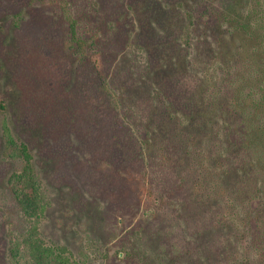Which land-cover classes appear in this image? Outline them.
Wrapping results in <instances>:
<instances>
[{"label": "rangeland", "instance_id": "obj_1", "mask_svg": "<svg viewBox=\"0 0 264 264\" xmlns=\"http://www.w3.org/2000/svg\"><path fill=\"white\" fill-rule=\"evenodd\" d=\"M163 1L169 8L154 13L157 22L149 24L148 11L153 15L158 0L145 14L136 11L140 0H43L39 11L52 19L36 27L44 53L69 41L74 24L80 38L94 39L87 54L103 50L106 73L97 75L80 46H67L66 53L79 57L76 77L62 85L72 94L51 102L40 89L38 112L16 85L28 17L21 7L0 11V264H28L24 247L18 257L13 248L32 225L8 188L10 175L22 166L7 153L10 143L27 147L43 192L41 264H185L187 255L191 264H264V197L257 186L264 176V146L246 142L262 121L246 101L261 94L246 84L256 72L250 47L258 44L233 45L229 72L219 66L213 35L207 41L199 24L191 27L182 0ZM195 4L198 23H213L232 9L239 16L255 10V22L264 24V0ZM207 43L212 49L199 62L195 51ZM186 57L193 71L183 69ZM49 84L51 91L58 88ZM155 90L166 96L152 95ZM197 110L201 119L194 115L185 123ZM42 118H48L46 126ZM131 164L152 199L122 188L117 170ZM229 171L234 176L226 183ZM169 193L161 219L152 220ZM206 224L218 225V234L210 247L200 246L202 256L194 240ZM229 239L234 248L219 251Z\"/></svg>", "mask_w": 264, "mask_h": 264}, {"label": "trees", "instance_id": "obj_2", "mask_svg": "<svg viewBox=\"0 0 264 264\" xmlns=\"http://www.w3.org/2000/svg\"><path fill=\"white\" fill-rule=\"evenodd\" d=\"M19 1V3H17ZM155 0H140V2H143L142 8H136V11L141 12L143 14L146 13L147 7L149 4H151ZM163 0H158V4L152 8L153 15L148 11V14L150 16L148 17L147 21L149 24L157 22L156 15H158V11L163 10L166 11L167 7L169 8L168 4H166ZM182 4H180V8L186 10V12L189 15V18H187L190 23L191 27H197L199 24V27H202V33L200 34V37L205 38L207 41L211 39V36L213 35V40L216 41V43L213 42L214 47L218 49V55H219V66L223 68H227V70L230 72L231 67L229 66V59L232 56L233 47L238 43H241L243 40L244 43H250V45H253L255 43L258 44V46L250 47L251 48V57L254 61V66L256 67L255 74L250 78L246 79V84L248 88L251 90L253 87L255 89L258 87L259 91L261 92L259 100H253L252 95L254 98V94L249 95V97L246 99L247 103L249 101L250 107L253 109H256L258 113H261L262 121L259 123V125L254 129V139L248 140L246 139L247 145L251 146L252 142L256 140L257 142L260 141L258 144L262 147L264 146V46H261L262 43H264V24L263 23H256L254 19L255 10H250L247 14L244 16H239L236 14L235 10L230 9L229 14L224 16H216L215 19H213V23L207 18L205 20H202V22L198 23L197 20V13H196V4L195 0H182ZM139 3V2H138ZM258 4V3H257ZM47 5V3H46ZM21 7L24 9L25 14L28 17V23L25 24V32H22L23 35V42H25L23 53L20 55L17 63V77H16V85L19 88V90L22 93V99L27 102H33L34 104H31L32 106H35L34 109L37 110L41 106V97L37 96L40 89H43V91L47 94L46 98H51L50 101L54 102V100L60 99L64 97L65 95H71L72 92L65 90L62 86L63 84H68L72 80V76L76 77L77 70L76 63L79 60V57H74L70 53L65 52V48L69 45L73 46H80L81 52H83L84 57L89 59V62H91L94 65L95 72L98 76H104L105 77V67H104V52L103 50H98L96 53L89 55L86 53V49L88 44L94 41V39L85 41L82 38H80L75 31L74 24L71 25V35L69 38V41L67 39H63L62 43H59L57 46L52 48L50 55H46L44 51L42 50L40 43H43L44 40L40 36V31L36 27H40L42 24L47 23L48 21L52 20L50 17L45 16L43 12L39 11L40 6H44L43 0H0V11L6 10L9 11V9L14 10L15 7ZM131 9L133 8L130 6ZM178 7V6H177ZM134 9V8H133ZM22 11V10H21ZM233 12V13H230ZM156 13V15H154ZM153 16V17H152ZM74 23V22H73ZM147 27H142L143 29ZM141 27L139 29H142ZM225 29H228L226 32H224ZM224 32V33H223ZM25 33L27 34L25 36ZM29 35V37H28ZM217 35V36H214ZM227 35V36H225ZM25 36V37H24ZM30 36H34V39H30ZM230 36V37H229ZM96 38V36H95ZM226 38H230L229 40ZM230 43V44H229ZM212 44L210 43V46H200L196 49V54L199 55L198 61L202 62L203 57H205V52L208 49H212ZM234 45V46H233ZM202 56V58H200ZM89 57V58H88ZM196 61V62H198ZM182 63L183 69H189L187 71H193L194 69L189 68L191 62L186 57ZM65 63L68 65L67 71L65 70ZM178 65L176 63H173V69L177 68ZM72 69V71H71ZM153 74V73H152ZM237 74V73H236ZM214 78V76H213ZM214 80V79H213ZM53 82V84L57 85V89L55 91H51V84L49 82ZM153 90V89H152ZM156 91V90H155ZM151 91L152 95H158L161 97H165L166 95L163 94V92L158 91ZM37 97H36V96ZM70 97V96H69ZM68 97V98H69ZM238 98V97H237ZM234 102V98H232ZM255 101V102H254ZM195 105H197V102L195 101ZM252 105V106H251ZM170 108L173 111L172 106ZM235 108L240 109V104L236 103ZM5 107L3 106V103L0 101V111H3ZM192 110V109H191ZM197 113H192L188 116V118H185V123L192 122L189 117H192L194 115L198 116L199 119H201L200 115H203V111H196ZM175 113V112H174ZM41 116V114H39ZM213 116H216L213 114ZM173 117L171 114L169 115L168 120H171ZM45 126L48 123V118H42ZM99 121V120H97ZM203 123V122H202ZM203 125H207V123H203ZM202 128V127H200ZM228 141L229 138H228ZM254 143V142H253ZM103 148H100V151H102ZM7 153L9 152V155L18 157L22 160V166L21 168L12 173L8 179V188L10 192L13 194L17 204L20 207V210L24 213V215L31 220L32 225L30 228L26 231L24 236L22 237V240L15 243L16 246H14L13 251L15 257L20 256V249L23 246L24 251L26 253V260L28 261V264H41V260L38 258L37 253L42 252V246L41 242L39 241L38 237V223L40 221V217L42 215V212L45 210V200L43 196V192L41 190L39 181L37 179V176L34 172L32 162H31V156L29 154V151L27 147L23 144H19V146L15 143L8 144L6 148ZM223 156V157H222ZM219 156V160L224 159V155ZM106 161V165H105ZM185 160H183L184 162ZM223 162V161H222ZM103 164L105 167H107L109 171H112L114 169L111 162H108L107 160H103ZM133 164V163H132ZM124 166L123 169L117 170V173L119 174V177L121 179L122 188L126 190V192H135V190H138V196L142 194L141 192L149 193L150 198L152 199L153 195L151 192V189L148 185L145 186V181L140 182V176H136L133 171V165ZM184 164V163H183ZM216 164V163H215ZM254 166H257V163L254 162ZM262 171L264 172V167H261ZM232 171V170H231ZM229 171L228 174L224 175L223 178L226 179V183H229L232 181V176L234 174ZM142 180V179H141ZM227 185V184H223ZM127 186V188H125ZM260 187V195L264 197V176L262 177L260 181V185H257ZM169 195H172L171 193L164 195V197L161 198L160 205L157 206L156 211L154 214L150 216L152 220L161 219V212L162 208L165 205H168L169 202L166 201V198H168ZM129 197V196H126ZM125 197V198H126ZM211 201V200H210ZM142 202V199H138V203ZM264 204V200H263ZM203 205H199V209H202ZM181 215V214H180ZM216 228H218V225L209 226L206 224L203 227V231H200L197 233V241L194 240L195 245L197 246L196 250L198 251V254L204 256L205 249H202L200 246H205L207 243L210 247L209 240L213 236L215 237L218 232H216ZM231 230V228H230ZM161 233V232H160ZM162 237L163 235L160 234ZM201 241V243L199 242ZM213 241V239L211 240ZM197 242V243H196ZM200 243V244H199ZM205 243V244H203ZM236 244L232 242L230 239L228 240V243H222L219 245L220 249L225 250L226 248L233 249ZM54 250V249H53ZM51 250V252H60L61 250ZM18 255V256H17ZM14 257V256H13ZM185 264H191V260L189 255L185 256ZM13 260L16 262L18 261L16 258H13Z\"/></svg>", "mask_w": 264, "mask_h": 264}]
</instances>
